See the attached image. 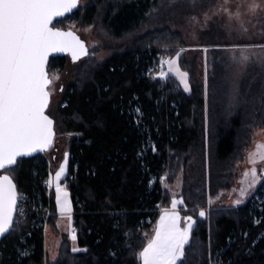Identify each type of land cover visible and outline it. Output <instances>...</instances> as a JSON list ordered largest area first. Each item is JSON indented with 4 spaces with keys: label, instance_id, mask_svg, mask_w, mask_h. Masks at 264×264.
Here are the masks:
<instances>
[{
    "label": "trees",
    "instance_id": "obj_1",
    "mask_svg": "<svg viewBox=\"0 0 264 264\" xmlns=\"http://www.w3.org/2000/svg\"><path fill=\"white\" fill-rule=\"evenodd\" d=\"M85 1L55 25L100 29L106 41L128 39L102 61L103 47L89 48L58 107L48 112L56 132L69 137L63 185L76 244L88 251L71 253L70 235L58 229L57 215H49L56 208L45 185L48 161L39 155L19 160L11 173L21 195L29 196L28 211L18 230L0 242V264H53L45 254L47 225L61 238L58 264H140L136 253L147 242L145 233L153 234L159 210L171 208L172 193L162 179L173 186L181 175L183 213L196 220L186 264H209V242L219 264H264V182L245 204L198 215L209 208V198L233 188L236 164L253 133L264 130V61L250 59L236 77L231 58L213 47L206 98L197 59L188 62L182 54L178 62L191 89L186 92L173 75H156L162 55L175 57L186 45L183 33L171 28L170 9H158L153 0ZM67 60L52 59L50 77ZM154 63L159 70L151 72Z\"/></svg>",
    "mask_w": 264,
    "mask_h": 264
},
{
    "label": "snow or ice",
    "instance_id": "obj_2",
    "mask_svg": "<svg viewBox=\"0 0 264 264\" xmlns=\"http://www.w3.org/2000/svg\"><path fill=\"white\" fill-rule=\"evenodd\" d=\"M79 3L80 0H0V170L3 171L0 174V239L16 232L17 218L25 216L19 207L21 193L11 175L18 166V158L48 149L56 135L55 121L47 114L50 85L53 83L48 71L49 55L68 52L74 62L88 55L85 42L71 28L64 30L54 23L57 17L71 12ZM248 8L255 12L260 4L253 0ZM225 11L232 15L230 10ZM235 15L240 13L237 11ZM183 51H177L175 58H162L156 75L165 79L172 73L185 90L190 91L188 73L182 71L178 64ZM240 59L241 62L246 61L248 56L242 55ZM54 75L59 79L58 72ZM205 85L207 98L206 75ZM136 112L142 115L139 108ZM137 123H140L139 119ZM152 150H156L155 146ZM67 156L65 153L64 163L46 183L49 187L55 184L56 206L60 215L66 216L71 224L73 209L70 194L67 187L60 183L66 173ZM248 162L252 167L244 172L243 186L234 201L236 205L242 204L264 180V172L256 167L258 163H264V143H257L255 149L249 152ZM178 205H184V200L173 194L171 208L163 209L153 234L148 236L145 233L147 242L136 253L140 264H186L196 220L191 215L182 217ZM199 216L205 217L206 212L200 209ZM70 233L73 241L71 253H87V248L75 243L77 235L74 228L70 227ZM27 254L26 251L21 253ZM208 260L209 264H219V261L213 260L210 242ZM52 262L58 264L57 255L52 256Z\"/></svg>",
    "mask_w": 264,
    "mask_h": 264
},
{
    "label": "rangeland",
    "instance_id": "obj_3",
    "mask_svg": "<svg viewBox=\"0 0 264 264\" xmlns=\"http://www.w3.org/2000/svg\"><path fill=\"white\" fill-rule=\"evenodd\" d=\"M153 1H156L155 7H157L158 9L163 8L166 9V11L170 9V13H173L171 15V17L173 16L171 28L173 31H181L186 42L185 47L180 48L184 49V51L181 52L180 56L184 54L188 62L197 59L198 72L196 74L198 80H200L201 82L205 83V75L207 76V71L209 69V63L211 59V51L213 47L222 49V51L231 58L230 60H232L233 63L231 73L234 74L235 72L236 77L240 76L242 71L245 70V67L250 59L264 61V47H262L264 46V0H256V2L260 4V8L255 12L250 11L248 8V5L251 4L253 0ZM85 3V0H81L79 4L82 6ZM225 9L230 10L232 15L230 16L229 12L225 11ZM237 11L240 13L239 16L235 15ZM245 28L247 29V31H245ZM71 29L76 30V32L87 42L89 48L103 47L102 52L98 56L99 61L108 58L113 53V51L117 49L118 45H121L123 42H125V40H128L124 39L123 41L119 42H112L109 40L106 41V36L100 29ZM207 33L208 35L206 37ZM209 33H213V36L215 38L213 41H210L211 39L209 38L211 36ZM180 49H178V51ZM205 49H207L206 52ZM242 55H247L248 60L241 62L240 58ZM162 58L164 60H167L168 58L175 57L162 55ZM157 65L154 63L151 72L152 70H157V67H159ZM75 67L76 64L72 63L68 59L66 66H64V70L58 72L59 79H56L54 75L57 72H55L51 76V78L53 79V83L50 85L51 104L48 112L54 111L58 107V103H60L64 94L63 91H65L66 86L72 82ZM179 67L182 71H184L181 68L180 64ZM169 75H173L178 80L180 84L179 87L186 91L183 84L180 83L179 79L174 74L169 73ZM67 140H69V137L57 130L56 139L54 141L55 143L52 150L48 153L43 154L48 161V179H50V177H54L55 172L58 171L60 166L64 163L65 153H68ZM257 143H264V130H256L253 133L251 145L244 152V158L242 162L236 164V169L234 171L236 173L233 188L227 192L219 194V196L209 198V208L207 210L203 209L206 212L205 217H208L209 214L215 210H229L245 204L247 200L256 193L262 182H264V180H262V182L256 186L255 190L250 192V195L247 199L244 200L242 204L236 205L234 203V201L238 198V190L243 186L241 181L245 179L244 172L245 170L252 167V165L248 162V154L255 149ZM68 157L69 154L67 156L66 173L65 176L61 178V184H63V181L68 176ZM256 167L258 171L264 172V163H258ZM166 181L167 177L162 179L163 187L172 193V197L173 194H175L178 199L180 197L183 198L182 175L173 186H168V183ZM54 186L55 184L53 183L51 187L52 190L50 189L49 191L50 193L54 191ZM259 199V196H255V201H259ZM183 207L184 205H178L182 217L188 215L186 213H183L188 212L186 210H183ZM162 211L163 209L158 211L160 215ZM49 214L54 215L52 211ZM205 217L200 218L204 219ZM57 227L62 233L69 234L71 237L70 227H73L72 218L71 224H69V220L67 219V217L60 215ZM45 240L47 244L45 254H47L48 257H51V254H49L47 250L50 251V253L55 252L57 250V245L61 243V239L57 237L52 229H49V226L47 225L45 227Z\"/></svg>",
    "mask_w": 264,
    "mask_h": 264
},
{
    "label": "water",
    "instance_id": "obj_4",
    "mask_svg": "<svg viewBox=\"0 0 264 264\" xmlns=\"http://www.w3.org/2000/svg\"><path fill=\"white\" fill-rule=\"evenodd\" d=\"M80 2H81V0H80ZM79 6H80V4L78 5V7L77 8H75V9H73L71 12H69V13H65V15L63 16V17H57L56 18V20L54 21V23H56V22H58V21H61V20H63V19H66L67 17H69V16H72L73 14H75L76 12H77V10H78V8H79ZM74 31V30H73ZM79 37H80V39L81 40H83L84 42H85V46L87 47V49H88V55L87 56H82L79 60H77V61H73L72 60V57H71V54L70 53H68V52H55V53H51L50 55H49V61H48V69H49V64H50V62H51V60L52 59H55V58H59V57H67L72 63H74V64H78V63H80V62H82V61H84L88 56H89V52H90V49H89V46H88V44H87V42L76 32V31H74ZM50 104H51V96H50V101H49V106H48V108H47V114H48V111H49V107H50ZM55 121V120H54ZM56 123L54 124V130H55V133H56ZM55 139H56V135H55V137H54V141H55ZM53 141V144L48 148V149H46V150H44V151H37V152H35V153H33L32 155H30V156H25V157H20V158H18V161L19 160H21V159H31V158H35V157H37V156H39V155H42L43 153H48V152H50L51 150H52V148H53V146H54V142ZM0 174H3V171L2 170H0ZM8 236V235H7ZM6 236V237H7ZM5 239V238H4ZM4 239H0V242H2Z\"/></svg>",
    "mask_w": 264,
    "mask_h": 264
},
{
    "label": "built area",
    "instance_id": "obj_5",
    "mask_svg": "<svg viewBox=\"0 0 264 264\" xmlns=\"http://www.w3.org/2000/svg\"><path fill=\"white\" fill-rule=\"evenodd\" d=\"M160 59H162V57L160 58ZM161 61V60H160ZM157 70H159V67H157ZM151 71V70H150ZM49 179L47 178V180L46 181H48ZM45 185L49 188V191H50V189H51V187H49V185L45 182ZM48 191V192H49ZM28 199H29V196L27 195V194H22L21 195V200H22V202L20 203V205H19V207H20V210L23 212V213H25V216L27 215V211H28V209H27V203H28ZM50 215V214H49ZM21 218H25V217H18L17 219H18V221L21 219ZM76 231V230H75Z\"/></svg>",
    "mask_w": 264,
    "mask_h": 264
},
{
    "label": "crops",
    "instance_id": "obj_6",
    "mask_svg": "<svg viewBox=\"0 0 264 264\" xmlns=\"http://www.w3.org/2000/svg\"><path fill=\"white\" fill-rule=\"evenodd\" d=\"M62 186H64L63 184H61ZM51 190H52V188H51ZM53 202L54 203H52V204H54V207L56 208L55 209V211H53L52 210V213H54L55 215H57L58 216V221H59V218H60V213H59V211H58V208H57V206H56V202H55V186H54V188H53ZM71 199V198H70ZM73 209V208H72ZM72 214H73V210H72ZM72 214H71V217H72ZM71 238V237H70ZM61 239V238H60ZM71 242H72V240H71ZM60 245H61V243L59 244V245H57V250L55 251V252H53V253H50V251H48L47 250V252L49 253V254H51V257L55 254V255H57V257H58V255H59V249H60ZM46 246H47V244H46ZM72 246H73V242H72ZM57 253V254H56ZM50 257V259L52 260V258Z\"/></svg>",
    "mask_w": 264,
    "mask_h": 264
}]
</instances>
